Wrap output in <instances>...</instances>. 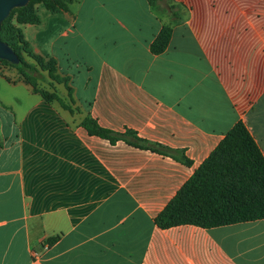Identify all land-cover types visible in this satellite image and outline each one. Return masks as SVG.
I'll list each match as a JSON object with an SVG mask.
<instances>
[{
  "label": "crops",
  "instance_id": "obj_1",
  "mask_svg": "<svg viewBox=\"0 0 264 264\" xmlns=\"http://www.w3.org/2000/svg\"><path fill=\"white\" fill-rule=\"evenodd\" d=\"M75 1L23 28L30 47L63 65L84 120L190 164L0 81V264H264V219L154 223L236 122L264 159V0Z\"/></svg>",
  "mask_w": 264,
  "mask_h": 264
},
{
  "label": "trees",
  "instance_id": "obj_2",
  "mask_svg": "<svg viewBox=\"0 0 264 264\" xmlns=\"http://www.w3.org/2000/svg\"><path fill=\"white\" fill-rule=\"evenodd\" d=\"M156 1L150 0V4ZM170 35L171 27H163L150 45L151 53H162ZM0 40L16 55L17 60L11 65L25 81L43 78L18 55L15 45L24 42L19 31L5 21L0 26ZM81 126L89 135L110 143L123 140L134 147L169 155L185 166L190 164L180 152L147 143L132 132L115 133L91 119L84 120ZM261 219H264V159L244 124L238 121L155 217L154 223L162 229L184 224L211 228Z\"/></svg>",
  "mask_w": 264,
  "mask_h": 264
},
{
  "label": "rangeland",
  "instance_id": "obj_3",
  "mask_svg": "<svg viewBox=\"0 0 264 264\" xmlns=\"http://www.w3.org/2000/svg\"><path fill=\"white\" fill-rule=\"evenodd\" d=\"M76 5L75 0H28L24 7L11 10L4 21L19 31L20 38L24 42V44L17 43L15 45L16 52L28 64L34 66L43 75V78L25 81L11 63L0 60V81L10 85L21 84L28 95H33L43 101L47 107H51V111L71 116L75 123L81 125L87 114L85 109L77 103L71 77L65 74L63 65L59 64L57 59L50 55H40L34 52L26 41L23 31L25 26L39 23L40 11L70 12V7Z\"/></svg>",
  "mask_w": 264,
  "mask_h": 264
},
{
  "label": "water",
  "instance_id": "obj_4",
  "mask_svg": "<svg viewBox=\"0 0 264 264\" xmlns=\"http://www.w3.org/2000/svg\"><path fill=\"white\" fill-rule=\"evenodd\" d=\"M28 0H0V26L1 23L7 18L10 11L15 8L24 7ZM0 60L8 63H15L17 60L16 55L11 48L0 40Z\"/></svg>",
  "mask_w": 264,
  "mask_h": 264
}]
</instances>
